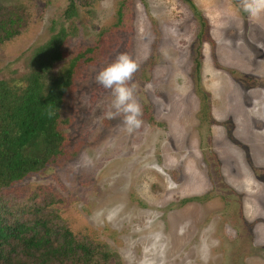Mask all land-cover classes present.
I'll return each instance as SVG.
<instances>
[{
    "label": "rangeland",
    "instance_id": "1",
    "mask_svg": "<svg viewBox=\"0 0 264 264\" xmlns=\"http://www.w3.org/2000/svg\"><path fill=\"white\" fill-rule=\"evenodd\" d=\"M84 3L66 21L69 0H0L25 19L0 44V79L24 72L62 27L64 59L51 73L92 58L78 61L61 107L62 155L6 196L49 198L59 224L101 245L105 264H264V15L235 0ZM121 53L138 65L129 84L142 124L132 132L122 115L108 118L111 90L95 80Z\"/></svg>",
    "mask_w": 264,
    "mask_h": 264
},
{
    "label": "trees",
    "instance_id": "2",
    "mask_svg": "<svg viewBox=\"0 0 264 264\" xmlns=\"http://www.w3.org/2000/svg\"><path fill=\"white\" fill-rule=\"evenodd\" d=\"M86 0H69L63 19L78 16ZM201 27L204 17L190 3ZM121 16V11H119ZM25 25L24 17L13 8L0 5V44L18 35ZM68 33L64 27L35 47L24 72L0 79V264H105V254L98 243L78 238L57 221L50 199L24 200L6 196V190L24 178L36 174L62 155L65 136L60 128V111L69 93L78 61H92L85 53L52 74L54 66L64 59L63 47ZM197 42L202 43V33ZM200 50L196 49L194 72L200 74ZM92 52V49L86 50ZM103 251V252H101ZM102 256V257H101Z\"/></svg>",
    "mask_w": 264,
    "mask_h": 264
},
{
    "label": "clouds",
    "instance_id": "3",
    "mask_svg": "<svg viewBox=\"0 0 264 264\" xmlns=\"http://www.w3.org/2000/svg\"><path fill=\"white\" fill-rule=\"evenodd\" d=\"M239 7L247 16L257 18L264 15V0H239ZM137 63L125 53L119 54L111 63L101 68L95 75V80L112 94L111 109L106 115L112 118L122 115L123 125L128 132L139 128L142 124V109L135 95L134 87L130 86ZM85 162L90 157L83 155ZM99 215V213H97Z\"/></svg>",
    "mask_w": 264,
    "mask_h": 264
},
{
    "label": "water",
    "instance_id": "4",
    "mask_svg": "<svg viewBox=\"0 0 264 264\" xmlns=\"http://www.w3.org/2000/svg\"><path fill=\"white\" fill-rule=\"evenodd\" d=\"M235 2L239 5V0H235Z\"/></svg>",
    "mask_w": 264,
    "mask_h": 264
}]
</instances>
